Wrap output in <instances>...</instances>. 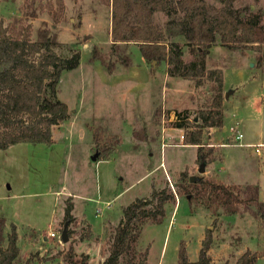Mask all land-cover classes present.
<instances>
[{"label":"rangeland","instance_id":"374dc122","mask_svg":"<svg viewBox=\"0 0 264 264\" xmlns=\"http://www.w3.org/2000/svg\"><path fill=\"white\" fill-rule=\"evenodd\" d=\"M65 1L60 23L47 13L30 21L34 34L45 23L58 33L64 44L60 55H70L69 46L82 52L80 65L65 70L58 84V98L68 104L70 116L54 126L52 144L22 142L0 149V216L7 219L6 232L11 223L17 225L21 264H66L63 252L69 249L88 254V264H102L123 210L137 198L151 199L155 189L175 192L185 169L196 178L214 175L227 184L255 183L264 163V147L258 154L255 148L234 146L229 140L228 147H215L223 160L205 165L201 173L197 149L183 143L184 130L175 126V111L188 110L190 118H197L198 109L214 95L213 82L196 87L192 80L170 76L166 64L143 61L134 43L116 48L118 54L131 57L130 65L118 62L109 73L91 54L94 45L104 53L112 46L111 6L100 0ZM24 2L0 0V17L6 23L22 17ZM235 5L257 12L264 9V0H237ZM155 18L162 25L167 21L164 12H156ZM184 59H193L187 48ZM205 65L223 69L225 97L229 93L224 126L213 135L207 133L205 142H225L232 136L230 127L236 125L242 141L257 143L264 136V67L257 66L255 51L231 50L218 40ZM146 67L149 75L142 74L137 83L136 74ZM94 132L101 143L116 135L122 138L109 158L93 159L99 154ZM69 199L74 203L72 220L65 217ZM66 222L68 241L63 242ZM208 229L213 232L208 253L215 264H235L246 250L264 254V222L254 210L242 208L229 215L224 208L213 210L192 202L190 195H178L161 223L147 222L138 247L149 248L146 264H179L185 242L190 260L196 261ZM257 264H264V255Z\"/></svg>","mask_w":264,"mask_h":264},{"label":"trees","instance_id":"16d2710c","mask_svg":"<svg viewBox=\"0 0 264 264\" xmlns=\"http://www.w3.org/2000/svg\"><path fill=\"white\" fill-rule=\"evenodd\" d=\"M77 1V0H74ZM112 8L109 53L94 45L91 59L100 60L109 73L121 62L131 63L129 55H120L116 48L134 43L145 61L167 65L173 77L192 80L196 87L213 82L211 101L197 111V119L188 110L175 111V126L184 130V144L197 145V162L212 164L222 161L217 146L205 142L211 128L224 126V72L221 68H206L205 59L219 40L222 46L245 53L255 51L257 66L264 67V9L252 11L249 6H236L237 0H100ZM24 14L6 23L0 17V149L17 143L52 144L54 126L70 116L68 104L58 98V84L65 70L80 65L82 52L73 46L70 55H60L64 44L58 33L46 23L34 34L30 21L39 13H47L56 24L66 13L65 0H25ZM156 12H164L167 21L159 23ZM182 38L183 43L174 40ZM185 48L193 59H184ZM116 55L114 60L112 57ZM100 158H109L121 144L118 135L105 139L94 132ZM261 186L255 183L227 184L217 176L202 175L191 181L188 169L180 172L177 189L154 190L151 199L137 198L123 210V217L114 233L109 255L102 264H146L149 248L140 250L138 243L147 222L161 223L167 207L177 202L178 195H190L191 201L209 209L224 208L233 215L242 208L254 210L264 222V199ZM74 203L69 199L66 219H73ZM7 219L0 216V264H21L18 228L11 223L6 232ZM213 232L207 230L199 258L191 261L185 242L179 250V264H215L208 251ZM263 252L246 250L235 264H257ZM32 259V258H31ZM34 258L31 260L33 261ZM66 264H88L89 255H78L72 249L63 252ZM26 264H32L27 262ZM222 264H230L224 262Z\"/></svg>","mask_w":264,"mask_h":264},{"label":"crops","instance_id":"0c3cea01","mask_svg":"<svg viewBox=\"0 0 264 264\" xmlns=\"http://www.w3.org/2000/svg\"><path fill=\"white\" fill-rule=\"evenodd\" d=\"M143 61H145V59H144V57H143ZM146 62V61H145ZM149 70H147V67L146 68H144V71L143 72H139V74L137 73L136 74V76H135V78H136V82L137 83H139V82H141L142 81V74H144V75H146V76H148L149 75ZM151 76H149V79L146 81V83L148 82L149 83V81L151 80ZM145 83V84H146ZM145 84H144V86H145ZM139 86V85H138ZM143 86V85H142ZM264 101V99H262V102ZM176 108V107H175ZM183 109H186V108H183ZM182 109L181 108H177V111H181ZM217 128H211V129H209V131H208V133L209 134H211V135H213V133H214V131L216 130ZM168 129H163V132L165 133H163V138L165 137L164 135H166V131H167ZM207 134V133H206ZM182 135H183V132H182ZM244 137V136H243ZM262 137H264L262 134L260 135V139H259V141L256 143V141H250V140H248V141H242L241 140V144H235V141H233L234 143L233 144H235L234 146H238V147H249V148H255V151L258 153V154H260L261 153V148L262 147H264V141L261 139ZM233 138V136H231V137H226L224 140H225V142H218V143H214V142H212L211 144L212 145H215V146H221V147H228L229 145H231V143L229 142V140H233L232 139ZM243 139V138H242ZM257 145H259L260 146V150L259 151H257ZM190 146H192V147H194V148H196L197 149V145H190ZM196 159H197V157H196ZM261 168H259V171H260V173H259V179L255 182V184H259L260 186H262V185H264V163L260 166ZM234 184H237V183H234ZM240 184V183H239ZM261 190H262V187H261ZM263 195H264V193H263ZM263 197V196H262Z\"/></svg>","mask_w":264,"mask_h":264},{"label":"built area","instance_id":"2783aa9c","mask_svg":"<svg viewBox=\"0 0 264 264\" xmlns=\"http://www.w3.org/2000/svg\"><path fill=\"white\" fill-rule=\"evenodd\" d=\"M230 130L232 131V136H233V140L235 141V144H241V140L243 138V133L240 132V130L237 128L236 125L231 126ZM181 140H184V136L183 135L181 136ZM259 150H260V146L257 145V151H259ZM51 235L53 237H55L56 233L55 232H51Z\"/></svg>","mask_w":264,"mask_h":264},{"label":"water","instance_id":"95a60500","mask_svg":"<svg viewBox=\"0 0 264 264\" xmlns=\"http://www.w3.org/2000/svg\"><path fill=\"white\" fill-rule=\"evenodd\" d=\"M229 97V93H227L226 94V98H228ZM197 119V118H196ZM98 156H99V154H96L94 157H93V159L94 160H97L98 159ZM201 167H200V172L201 173H204V171H205V163H202L201 165H200ZM195 179H196V176H191V181H195ZM261 196H263V193H261ZM67 222L65 223V226H64V229H63V231H62V235H61V239H62V241L63 242H67L68 241V235H67Z\"/></svg>","mask_w":264,"mask_h":264}]
</instances>
